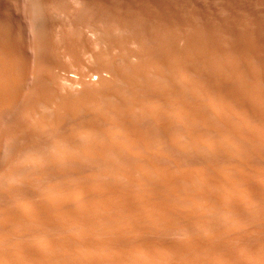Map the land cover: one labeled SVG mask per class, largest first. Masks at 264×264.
<instances>
[{
    "label": "bare ground",
    "instance_id": "bare-ground-1",
    "mask_svg": "<svg viewBox=\"0 0 264 264\" xmlns=\"http://www.w3.org/2000/svg\"><path fill=\"white\" fill-rule=\"evenodd\" d=\"M190 39L188 50L171 48L176 64H171L159 50L148 53L144 72L152 71L161 81V89L156 87L158 94L154 91L155 82L152 86L142 75L137 81L139 72H136L124 78L123 91L131 100L125 101L127 98L124 100L114 90L116 102L109 103L115 115L137 111L149 116L164 132L169 153L181 155L186 164L168 157L166 165L151 168L132 163L121 166L122 163L84 173L79 171L82 168L70 173L67 169L40 166L30 172L27 169L25 176L21 172L22 182L26 175L33 174L26 181L28 185L30 180L37 181L36 174L40 180L30 181L35 186L43 183L42 176L48 175L55 177L59 188L55 190L50 185L51 190L40 184L41 188H35L41 189L40 193L33 189L36 193L32 194L28 190L22 192L20 186L22 191L17 188L20 194L16 196L21 192L25 195L19 197L21 200L15 197L18 208L0 204V264H264V74H255L241 63L218 68L212 59L222 53L216 48L210 50L205 45L208 41L197 45ZM3 44H0V116L15 106L17 86L24 79L14 59L10 60L15 52ZM235 46L236 54L246 56L238 42ZM190 53L198 57L195 63L189 61ZM191 68L196 77L191 76ZM165 69L174 75L167 77ZM185 78L189 84L184 83ZM43 93L47 97L48 91L43 89ZM51 95L56 100L50 99L56 112L54 126L63 125L65 116L70 120L81 117L88 110L86 107L94 111L90 106L95 101L90 100L93 96L72 101L64 94V99ZM93 117L80 129L88 138L86 146L80 148L82 156L98 160L106 151L121 156L127 145L132 151L135 149L130 154L133 163V160L150 163L144 154L149 149L146 136L139 127L137 130L132 125L122 132L121 127L126 124L120 121L121 117L112 123L113 128L108 126V117L104 119L96 112ZM170 124L180 129L169 131L166 126ZM96 136L105 138V143L100 144L101 140L98 143ZM68 138V142L63 141L64 148L69 142L74 145L72 137ZM119 138L123 139L124 147ZM8 172L18 174L13 169Z\"/></svg>",
    "mask_w": 264,
    "mask_h": 264
},
{
    "label": "rangeland",
    "instance_id": "rangeland-1",
    "mask_svg": "<svg viewBox=\"0 0 264 264\" xmlns=\"http://www.w3.org/2000/svg\"><path fill=\"white\" fill-rule=\"evenodd\" d=\"M190 38H193L192 42L197 45L205 44L204 42L208 41L205 45L209 49L216 48L219 53L223 54L212 59L216 67L223 68L228 63H241L251 72L263 75L264 0H0V44L4 43L11 47L15 54L11 56L10 60L14 59L17 67L20 68L18 71H22L24 74V81L21 80L17 86L18 101L15 102L16 104L11 110H6L0 116V139L4 146L0 149V204L5 207L11 205V207L17 206L18 208L19 201L16 200H21L19 197H24L25 193L22 192L28 190V193L29 191L32 194H35L36 191L40 193L41 189H35L40 184L41 187L44 184L43 186H48L51 190L53 187L51 188L50 185H54L55 190L58 189L59 184L54 180L55 177L48 175L42 176L43 183L36 186L35 183L32 185L30 181L38 182L40 179H38L39 176L36 177L37 174H34V179L37 181L28 180L31 186L26 183L31 175L30 173L27 176L26 170L28 169L30 172L32 168L37 169L39 166L40 168L46 167L45 169H67L70 173L76 168L77 170L82 168L79 171L84 173L89 169L104 168L103 166L118 167L122 163L121 166H130L132 163V166H147V168L164 166L168 162V157L179 159L180 163L186 164L181 155L182 158L179 155H174V157L169 153V147L167 144L165 145L164 132L154 120H150L149 116H142L137 111H133V115L132 113L123 116L115 115L109 103L116 102L115 96L112 94L114 90L119 91L118 93L123 98L125 97L124 100L127 98L125 101L131 100L130 95L123 91L127 74L135 73L136 75V72H139L135 78L137 81L142 75L145 80L152 82L151 85L155 82L154 91L161 89L159 78L155 77L152 71H146L148 74L144 72V66L150 57L148 53L150 50L152 52L157 50L156 53L160 51L161 55L168 57L171 64H176L177 59L170 54L171 48L174 47L173 49L179 51L188 50ZM237 42L248 55L239 56L236 54L237 46L235 45ZM186 45L188 46L186 47ZM165 48L169 53L164 50ZM225 56L229 58H225ZM188 59L195 63L198 57L196 54L190 53ZM54 70L57 72H53ZM190 70L191 76L194 77L196 71L192 68ZM164 72L167 77L174 75L171 70L165 69ZM145 75H148V79ZM121 77L122 80H120ZM40 80L43 84L40 83ZM121 81L123 82L121 83ZM184 83L189 84L186 78ZM43 89L48 91V98L44 96V93L41 94ZM155 93L158 94L157 91ZM51 94L54 95V98L62 96L57 99L69 96L67 98L74 99L72 101L81 100L79 98L81 96L83 99L84 96H93L90 100L93 98L95 101H92L90 106L92 105L94 111H91L92 108L89 110V107H86L85 109L89 111L83 109L84 113L82 112L80 118L71 117L72 120H70V117L68 119L66 118L68 116H65L63 125L54 126L53 119L56 112L50 99H55ZM49 96L51 97L49 98ZM96 97L101 100L95 99ZM108 100L109 102H107ZM90 112L91 114H89ZM94 112L101 117L104 116V119L108 117L106 120L109 122V128L120 117V121L126 124V127H121L122 132L128 131L132 125L137 130L140 128V131L144 132L146 136V147L149 149H146L144 154L148 155L146 157L150 163L141 161L140 163L139 160H133V163L130 154L135 149L132 148V151L127 145L124 147L121 138L118 142L122 143L124 152L121 151V156L111 152L117 155L116 157L121 163L114 154L112 156L111 153H107L108 151L105 154L102 152V159L98 160L82 156L83 152L80 148L84 147L88 138L82 134L80 129L86 120L94 119ZM166 128L169 131H178L179 126L170 124ZM8 134L9 137L6 136ZM65 135L72 137L74 145L69 142L64 148L65 142L63 143V141L68 142L69 139ZM64 136L66 140L63 139ZM95 139L99 140L98 143L101 140L100 144L105 143V138L98 136ZM3 149L4 151H2ZM124 155L125 157H123ZM127 155L131 158H128ZM109 157L111 159H108ZM60 158L61 160H59ZM122 159L124 160L122 161ZM10 169L17 171L18 174L7 173V170ZM21 172L23 176L27 174V179L23 182V176L22 178L19 176ZM26 185L29 187L28 189H26ZM33 186L35 187L33 188ZM9 187L13 191H10ZM17 188L22 191L21 195ZM33 189L36 190H34L35 193H33ZM6 191L11 193L10 196L14 198L8 194L7 197L10 198L8 200ZM2 193L3 195H1ZM17 193H19V197L16 196ZM2 200L3 202H1ZM209 234L211 233L208 232ZM205 235L207 236L206 232Z\"/></svg>",
    "mask_w": 264,
    "mask_h": 264
}]
</instances>
